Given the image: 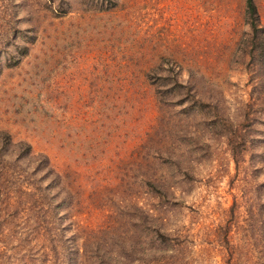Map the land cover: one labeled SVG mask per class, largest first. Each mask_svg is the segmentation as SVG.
Segmentation results:
<instances>
[{"label": "rangeland", "instance_id": "374dc122", "mask_svg": "<svg viewBox=\"0 0 264 264\" xmlns=\"http://www.w3.org/2000/svg\"><path fill=\"white\" fill-rule=\"evenodd\" d=\"M245 1L0 0V264H264Z\"/></svg>", "mask_w": 264, "mask_h": 264}, {"label": "trees", "instance_id": "16d2710c", "mask_svg": "<svg viewBox=\"0 0 264 264\" xmlns=\"http://www.w3.org/2000/svg\"><path fill=\"white\" fill-rule=\"evenodd\" d=\"M245 17H246L247 24L250 27V31L252 35L258 38V44H259L258 51L261 56V59L263 60L262 62H264V40H263L264 26L261 25L260 16H259L257 6L254 0L245 1ZM27 148L29 152H31L30 145L27 144ZM2 227L0 228V234L2 232ZM13 227H14V232L16 234V236H13V237H16L15 239H18L20 243L22 242L27 246L25 248L22 245H20V247L24 248L23 251L26 252V254H28L29 257H31L32 259L34 256L35 257L39 256L41 253L40 250L42 249L39 244V241H43V240L40 238L39 233L34 229V227H32L31 225H30V228L25 227V231H29L33 233L34 236L30 239L23 237L24 240L21 239L20 235H18L19 231L20 232L23 231V227H20L19 225H15ZM24 236L30 237V235L28 236L26 234ZM13 237H10V238H13Z\"/></svg>", "mask_w": 264, "mask_h": 264}]
</instances>
